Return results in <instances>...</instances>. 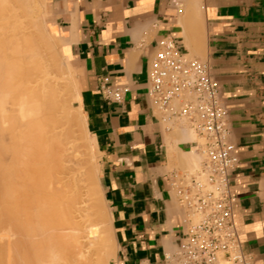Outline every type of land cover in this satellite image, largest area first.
I'll list each match as a JSON object with an SVG mask.
<instances>
[{"label":"crops","instance_id":"crops-1","mask_svg":"<svg viewBox=\"0 0 264 264\" xmlns=\"http://www.w3.org/2000/svg\"><path fill=\"white\" fill-rule=\"evenodd\" d=\"M44 10L76 71L73 105L97 154L111 264H158L176 249L187 212L174 184L202 162L196 132L164 118L148 94L155 42L165 36L206 62L218 84L237 156L234 227L243 252L264 264V0H45Z\"/></svg>","mask_w":264,"mask_h":264},{"label":"bare ground","instance_id":"bare-ground-1","mask_svg":"<svg viewBox=\"0 0 264 264\" xmlns=\"http://www.w3.org/2000/svg\"><path fill=\"white\" fill-rule=\"evenodd\" d=\"M37 1L0 0V264H108L67 114L79 88Z\"/></svg>","mask_w":264,"mask_h":264},{"label":"built area","instance_id":"built-area-1","mask_svg":"<svg viewBox=\"0 0 264 264\" xmlns=\"http://www.w3.org/2000/svg\"><path fill=\"white\" fill-rule=\"evenodd\" d=\"M154 48L148 94L164 118L186 122L196 132L203 154L200 168L174 184L187 218L176 249L158 264H253L233 223L237 196L231 176L237 156L227 138L218 84L207 63L185 57L172 37H161ZM112 98L120 101L119 89Z\"/></svg>","mask_w":264,"mask_h":264},{"label":"rangeland","instance_id":"rangeland-1","mask_svg":"<svg viewBox=\"0 0 264 264\" xmlns=\"http://www.w3.org/2000/svg\"><path fill=\"white\" fill-rule=\"evenodd\" d=\"M40 1H42L43 5L45 3V2H43V0L37 1V12L40 15L41 26H43V28H45L47 30L46 32H48L49 29L43 20L44 16H45L44 6L42 5V3H40ZM51 37H52V40L54 41L55 36L54 37L51 36ZM56 48L59 50L58 55L61 56L64 54L63 51L61 50L60 46H59V43L56 45ZM189 57H193V55H190ZM62 58H64V60H65L64 64H63V65H65L64 66L65 70H67V68H68L72 72V80L76 84L77 82H76L75 68L69 64V60H68L67 56L63 55ZM67 108H68L67 114L70 113L68 115L71 116V118L74 122V123L72 122L74 125V127H72V130L74 128L73 134L75 135V138H76L75 141L78 144L79 152L83 157H85V159L87 158L86 161H89V163H87L89 175L87 174V176H86L87 186L85 187V189H87L89 196L91 195V197H92V198H90V200H91V203L93 202V207H95V209L100 214L99 215L100 216L99 221H100V224L102 226L104 236L106 238V247H105V252L103 255V261H105L108 264H111L110 260L113 258L115 245H114V241L112 238L111 228H110V225L107 221L108 220L107 207H106L104 201L102 200L100 190L98 187V183H97V154L94 150V147L92 145V141H91L88 133L84 129L82 121L78 118V115L76 113V107H74V105H73V99H71V98L67 99ZM194 138H195V140L198 141L199 144L202 143V139L199 136H197V134H194ZM202 159H203V154L201 155V160ZM199 168H200V164L196 163L191 168L188 169V172L193 174Z\"/></svg>","mask_w":264,"mask_h":264}]
</instances>
